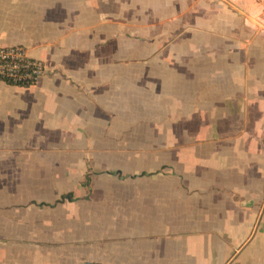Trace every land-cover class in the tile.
Returning <instances> with one entry per match:
<instances>
[{"label":"crops","instance_id":"0c3cea01","mask_svg":"<svg viewBox=\"0 0 264 264\" xmlns=\"http://www.w3.org/2000/svg\"><path fill=\"white\" fill-rule=\"evenodd\" d=\"M263 13L0 0V264H264Z\"/></svg>","mask_w":264,"mask_h":264},{"label":"built area","instance_id":"2783aa9c","mask_svg":"<svg viewBox=\"0 0 264 264\" xmlns=\"http://www.w3.org/2000/svg\"><path fill=\"white\" fill-rule=\"evenodd\" d=\"M44 72L43 61L30 56L26 47L0 46V80L11 85L30 87L39 82Z\"/></svg>","mask_w":264,"mask_h":264},{"label":"rangeland","instance_id":"374dc122","mask_svg":"<svg viewBox=\"0 0 264 264\" xmlns=\"http://www.w3.org/2000/svg\"><path fill=\"white\" fill-rule=\"evenodd\" d=\"M262 19L264 20V13H263V15H262ZM262 19H261L260 21L263 23V20H262Z\"/></svg>","mask_w":264,"mask_h":264},{"label":"trees","instance_id":"16d2710c","mask_svg":"<svg viewBox=\"0 0 264 264\" xmlns=\"http://www.w3.org/2000/svg\"><path fill=\"white\" fill-rule=\"evenodd\" d=\"M88 183H89V180H88ZM89 185V184H88Z\"/></svg>","mask_w":264,"mask_h":264}]
</instances>
